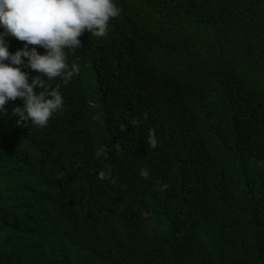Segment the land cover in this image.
<instances>
[{
    "label": "trees",
    "instance_id": "trees-1",
    "mask_svg": "<svg viewBox=\"0 0 264 264\" xmlns=\"http://www.w3.org/2000/svg\"><path fill=\"white\" fill-rule=\"evenodd\" d=\"M116 3L46 128L5 105L0 264H264V0Z\"/></svg>",
    "mask_w": 264,
    "mask_h": 264
},
{
    "label": "clouds",
    "instance_id": "clouds-1",
    "mask_svg": "<svg viewBox=\"0 0 264 264\" xmlns=\"http://www.w3.org/2000/svg\"><path fill=\"white\" fill-rule=\"evenodd\" d=\"M120 12L116 0H0V119L6 117L5 105L20 98L22 106L11 107L16 124L46 128L64 107L60 85L80 73L79 64L68 60L82 47L79 37L104 39ZM8 36L22 41L23 47L10 52ZM143 119H148L147 113ZM139 123L133 119L129 126ZM147 140L152 149L157 147L155 129L148 130ZM140 175L148 179V169H141ZM107 177L103 170L97 174L100 180ZM167 187L161 185V191Z\"/></svg>",
    "mask_w": 264,
    "mask_h": 264
}]
</instances>
